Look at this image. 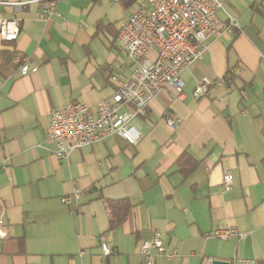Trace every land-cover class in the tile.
I'll list each match as a JSON object with an SVG mask.
<instances>
[{
  "label": "crops",
  "instance_id": "obj_1",
  "mask_svg": "<svg viewBox=\"0 0 264 264\" xmlns=\"http://www.w3.org/2000/svg\"><path fill=\"white\" fill-rule=\"evenodd\" d=\"M46 1L0 0V17L17 18L21 28L16 41L0 36V204L8 232L0 239V264H144L141 244L154 235L178 250L155 264H258L264 259V0L226 1L220 16L233 26L182 72L183 95L167 89L133 120L137 145L112 135L69 159L57 157L47 138L50 112L81 101L95 112L112 99L111 75L129 77L133 70L117 37L135 5L55 0V13L44 20ZM24 55L38 71L21 73L17 56ZM205 78L211 85L195 95ZM165 115L183 124L174 131ZM192 161L198 165L185 172ZM225 171L233 175L230 190ZM77 190L80 199L62 201ZM119 199L131 208L111 228L108 201ZM218 227L242 236L210 237ZM103 234L112 255L103 254Z\"/></svg>",
  "mask_w": 264,
  "mask_h": 264
},
{
  "label": "built area",
  "instance_id": "obj_2",
  "mask_svg": "<svg viewBox=\"0 0 264 264\" xmlns=\"http://www.w3.org/2000/svg\"><path fill=\"white\" fill-rule=\"evenodd\" d=\"M119 3L122 0H112ZM134 9L122 24L118 42L133 63L129 77L114 72L111 79L117 82L112 99L99 102L95 112H91L84 102L69 103L50 112V122L46 131L47 138L56 143V155L69 159L71 153L79 148L104 141L112 135H119L128 143L137 145L141 133L133 120L147 107L150 101L167 89L183 95L184 81L182 72L199 61L209 47L211 40L221 38L233 26V20L224 21L220 11L225 10L227 0H133ZM41 12L48 20L55 13V0L46 1ZM21 33L17 18L0 17V36L7 41H16ZM155 51L153 58L151 52ZM23 74L38 71L27 56H17ZM118 68V67H117ZM234 75L230 70L229 76ZM207 78L199 82L194 94H204L211 85ZM126 110L125 108H129ZM166 123L177 131L183 119L165 115ZM226 190L232 189L233 175L230 171L223 174ZM83 195L77 190L73 195L62 198L68 203L72 198ZM8 235L5 209L0 204V239ZM242 234L233 227H218L210 237L229 239ZM100 245L105 256L115 253L105 234L100 237ZM140 254L144 264H155L157 257L171 261L177 254L176 248H169L163 239L154 235L143 240ZM248 259L235 260L248 263Z\"/></svg>",
  "mask_w": 264,
  "mask_h": 264
},
{
  "label": "trees",
  "instance_id": "obj_3",
  "mask_svg": "<svg viewBox=\"0 0 264 264\" xmlns=\"http://www.w3.org/2000/svg\"><path fill=\"white\" fill-rule=\"evenodd\" d=\"M185 156L186 154H183L180 158V161ZM197 165L198 162L192 161L191 166L185 169L184 171L190 172V170H193ZM108 208L111 213V228H115L126 220L129 210L131 208V204L127 199L113 200V201H108ZM258 264H264V259H260L258 261Z\"/></svg>",
  "mask_w": 264,
  "mask_h": 264
},
{
  "label": "water",
  "instance_id": "obj_4",
  "mask_svg": "<svg viewBox=\"0 0 264 264\" xmlns=\"http://www.w3.org/2000/svg\"><path fill=\"white\" fill-rule=\"evenodd\" d=\"M211 264H232V262L227 260L214 259L213 261H211Z\"/></svg>",
  "mask_w": 264,
  "mask_h": 264
}]
</instances>
